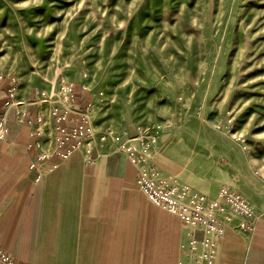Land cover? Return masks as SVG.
<instances>
[{
  "label": "rangeland",
  "instance_id": "obj_1",
  "mask_svg": "<svg viewBox=\"0 0 264 264\" xmlns=\"http://www.w3.org/2000/svg\"><path fill=\"white\" fill-rule=\"evenodd\" d=\"M0 76L47 111L58 93L72 107L69 86L87 99L90 136L55 167L60 206L48 215L46 264H71L62 253L90 230L83 170L95 146L125 154L144 129L165 171L206 195L235 189L264 213V0H0ZM128 187L113 217H173L183 232L137 182ZM122 228L137 245L134 226ZM247 234L240 220L228 224L216 264H238ZM228 235L242 245L225 242L223 252Z\"/></svg>",
  "mask_w": 264,
  "mask_h": 264
},
{
  "label": "crops",
  "instance_id": "obj_2",
  "mask_svg": "<svg viewBox=\"0 0 264 264\" xmlns=\"http://www.w3.org/2000/svg\"><path fill=\"white\" fill-rule=\"evenodd\" d=\"M83 96H77L81 100L77 104H82L83 99L87 101ZM8 102L13 103L9 134L0 141V243L25 263L46 264L50 252L47 234L54 225H48V215L50 222L54 221L60 206L56 196L60 168L55 167L62 160L52 153L55 120L31 90L18 92L11 77L0 76V109ZM16 108L21 112L19 117ZM39 113L45 116L42 123H38ZM93 156L94 161H86L83 170L91 177L87 214L93 210L94 213L90 215L93 217L83 219L88 221L90 230H86L83 244L72 245L73 251L68 246V253L62 256L68 257L71 264H77V260L80 264H180V246L186 239V229L182 232L180 222L173 217H113L114 211L122 210L121 200L132 189L128 187L129 181L136 182V168L133 172L125 154L106 152L104 145H96ZM68 200L77 202L71 196ZM73 221L76 218L68 224ZM126 225L134 226L137 245L123 240L127 230L122 227ZM247 231L238 264H264V215Z\"/></svg>",
  "mask_w": 264,
  "mask_h": 264
},
{
  "label": "built area",
  "instance_id": "obj_3",
  "mask_svg": "<svg viewBox=\"0 0 264 264\" xmlns=\"http://www.w3.org/2000/svg\"><path fill=\"white\" fill-rule=\"evenodd\" d=\"M67 91L71 92L72 107L60 103L59 93L49 107L56 127L52 153L61 160L85 143L91 132L90 121L83 111L85 104L75 102L77 94L71 86L64 89V92ZM12 106L13 103L8 102L0 109V141L9 134ZM16 114L18 117L21 114L18 108ZM37 119L38 123L44 122V113H39ZM122 148L127 159L135 166L136 182L147 198L177 215L184 223L186 239L180 246L183 257L180 264H216L226 226L240 220L241 226L251 230L257 218L264 215L256 213L253 202L235 189H222L214 195H206L165 171L157 159V136L148 129L127 138ZM89 156L90 160H86L91 163L94 156ZM0 261L3 264H34L14 257L1 243Z\"/></svg>",
  "mask_w": 264,
  "mask_h": 264
},
{
  "label": "bare ground",
  "instance_id": "obj_4",
  "mask_svg": "<svg viewBox=\"0 0 264 264\" xmlns=\"http://www.w3.org/2000/svg\"><path fill=\"white\" fill-rule=\"evenodd\" d=\"M226 245H228L230 247V249H233L234 245H236V247H237L238 245H242V242L240 241L239 238H233L230 235H228L227 239H226Z\"/></svg>",
  "mask_w": 264,
  "mask_h": 264
}]
</instances>
